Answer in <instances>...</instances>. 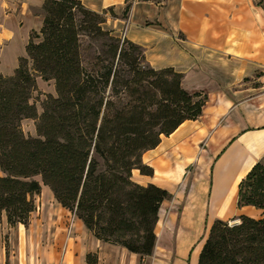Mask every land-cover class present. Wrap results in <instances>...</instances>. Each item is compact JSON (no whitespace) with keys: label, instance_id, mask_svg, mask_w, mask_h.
<instances>
[{"label":"trees","instance_id":"obj_1","mask_svg":"<svg viewBox=\"0 0 264 264\" xmlns=\"http://www.w3.org/2000/svg\"><path fill=\"white\" fill-rule=\"evenodd\" d=\"M130 6L123 14L127 17ZM43 26L30 34L26 56L12 76H0V216L26 225L43 186L94 236L141 257L153 254L159 210L168 191L133 180L153 176L143 155L186 121L198 120L208 97L190 94L174 69L155 70L143 47L105 28L82 0H44ZM104 41L90 65L82 37ZM53 81L38 114L37 81ZM35 121L36 137L25 120ZM261 210L211 226L198 264H264V164L257 163L238 188L239 209ZM88 264L97 258L88 255Z\"/></svg>","mask_w":264,"mask_h":264},{"label":"crops","instance_id":"obj_2","mask_svg":"<svg viewBox=\"0 0 264 264\" xmlns=\"http://www.w3.org/2000/svg\"><path fill=\"white\" fill-rule=\"evenodd\" d=\"M34 1L42 10L44 0ZM82 2L98 13L112 9L115 17L107 14V30L119 38L125 33V40L143 47L147 64L174 69L187 92L206 95L208 101L198 120L186 121L143 155L153 176L133 172L137 184L156 185L171 195L159 210L151 256L98 240L55 200L59 208L44 264H88V255L97 264H198L214 222L262 214L250 206L239 209L237 203L242 179L254 165L264 164V0ZM42 26L43 16L29 37ZM18 45L14 33L0 53V76H12L18 68L26 54L25 46V54L17 55ZM247 79L256 86L244 83ZM50 192L47 187L49 197Z\"/></svg>","mask_w":264,"mask_h":264},{"label":"rangeland","instance_id":"obj_3","mask_svg":"<svg viewBox=\"0 0 264 264\" xmlns=\"http://www.w3.org/2000/svg\"><path fill=\"white\" fill-rule=\"evenodd\" d=\"M34 0H0V53L5 51L14 33L19 38V53L25 54V46L28 42L30 29L36 28L42 16V10L34 4ZM29 32V33H28ZM8 36V39L4 38ZM125 37V33L121 38ZM104 41L82 37L83 60L86 67L90 65L93 57H96L102 49ZM26 54L24 55V57ZM1 63V61H0ZM255 80L244 81L248 86H256ZM54 82H39L38 92L33 95L38 114L43 112L42 103L46 96H56ZM26 135L36 137L35 121L29 119L22 123ZM1 176V173H0ZM44 193L36 197V211L32 213L26 225L12 227L8 224L6 215L0 216V264H44L45 253L51 242V234L55 231L52 220H55L57 205L53 194L50 197L46 193L47 187L43 186ZM42 197V198H41Z\"/></svg>","mask_w":264,"mask_h":264},{"label":"built area","instance_id":"obj_4","mask_svg":"<svg viewBox=\"0 0 264 264\" xmlns=\"http://www.w3.org/2000/svg\"><path fill=\"white\" fill-rule=\"evenodd\" d=\"M123 40L125 39V37L122 38Z\"/></svg>","mask_w":264,"mask_h":264}]
</instances>
